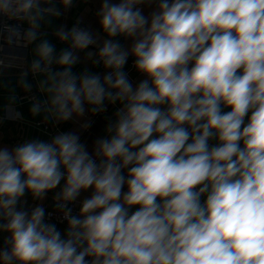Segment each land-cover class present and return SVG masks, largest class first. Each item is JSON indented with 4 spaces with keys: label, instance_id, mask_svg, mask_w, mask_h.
Returning <instances> with one entry per match:
<instances>
[{
    "label": "clouds",
    "instance_id": "9594fccd",
    "mask_svg": "<svg viewBox=\"0 0 264 264\" xmlns=\"http://www.w3.org/2000/svg\"><path fill=\"white\" fill-rule=\"evenodd\" d=\"M62 14L55 0H0V15L29 24L8 26L9 43ZM96 15L109 39L93 63L111 71L74 73L96 36L58 29L70 48L37 46L50 103L30 112L65 122L86 104L119 107L92 152L75 132L0 147V264H264V0H102ZM58 187L63 230L25 199Z\"/></svg>",
    "mask_w": 264,
    "mask_h": 264
},
{
    "label": "crops",
    "instance_id": "0c3cea01",
    "mask_svg": "<svg viewBox=\"0 0 264 264\" xmlns=\"http://www.w3.org/2000/svg\"><path fill=\"white\" fill-rule=\"evenodd\" d=\"M102 0H73L71 7L64 8L63 5L56 4V7L63 13L59 17H45L40 22V27L37 30L38 36L35 41L30 42L29 48L25 53L21 54L23 62L20 63V69H12L10 67L0 69V147L6 146L12 148L20 143H23L32 139H40L49 141L52 137L58 135L61 132H75L80 135L81 141L84 142L88 151L92 152L95 141L98 138H102L106 135L105 128L110 120L114 119V112L117 105H108V111L105 114L96 113L93 114L90 111L89 105H85L86 111L83 116L77 117L75 114L73 117L65 122H57L55 118L46 111L42 110L38 115H32L30 108L33 102L22 101L20 97L29 91H36L39 94L40 99L49 101L50 94L41 92L39 90V82L45 79L43 73L31 76L27 73V76H23V73L31 70V63L33 60L39 59L36 53L37 46L43 41L48 40L55 48L54 55L58 56L64 49H69V41H61L57 35V30L63 28L65 31L70 30L73 26L78 24L84 25L87 29H90L96 36V47L100 48L105 39H109L107 34L102 31L100 25V18L96 15L101 6ZM147 11V10H146ZM25 25L29 27L27 21ZM119 40V42L125 47L130 48L131 40L125 39L123 36L111 38ZM77 52L79 61L73 66L72 71L79 74L84 70H88L93 73L99 74L101 77L111 69H105L100 64H94V59L89 58L87 53ZM133 56H129L125 65V71L129 75V79L135 85L144 77L136 72L133 65L130 64L134 61ZM55 70H60V66L53 64ZM22 79L31 85V90H27L22 83ZM44 107H47L45 105ZM43 107V108H44ZM43 122L49 126L48 130L43 129V126H37L38 123ZM91 122L90 127L85 128L84 125ZM63 181L61 182V186ZM56 191H59V187L53 191H49L46 198L38 203L28 201V207H34L37 204H43L46 211H54L53 196ZM91 190L83 192L76 203L77 212L79 211L80 201L89 196ZM65 225H59L60 229L66 228ZM7 233H0V240L3 243Z\"/></svg>",
    "mask_w": 264,
    "mask_h": 264
},
{
    "label": "built area",
    "instance_id": "2783aa9c",
    "mask_svg": "<svg viewBox=\"0 0 264 264\" xmlns=\"http://www.w3.org/2000/svg\"><path fill=\"white\" fill-rule=\"evenodd\" d=\"M55 4H60V0H55ZM26 21H21L17 19H12L9 18L8 16L0 15V69L1 68H7L10 67L12 69H21L20 63L23 62V57H21L22 53H25L27 49L29 48L30 42H28L23 36H21L19 39L16 36H12V42L9 43V31H8V26H20L21 31H26L28 27L25 25ZM76 26L86 28L84 25L78 24ZM70 48V47H69ZM77 52H85V51H90L93 53L92 58L94 60H97L98 57V52L99 48L96 47L95 45H90L89 48L85 50H75ZM134 61H131L130 64L133 65ZM101 66H103V63H100ZM52 67L55 69V66L52 65ZM28 74H30L32 77L35 76L37 73H33L31 70L27 71ZM35 101H39L42 103V108L45 106L43 104V101L40 99L38 92L36 91H29L28 93L22 95L20 99L22 101H28V102H33L34 99ZM108 111V108H107ZM106 111V112H107ZM106 112H103L101 114H105ZM37 126H43V129L48 130L49 126L43 122H40L37 124ZM73 208V212L77 213L76 205L72 204L70 205ZM49 213H52L51 215V222H56L59 225H65L66 222H60V213L57 211H48ZM0 246H3V243L0 240Z\"/></svg>",
    "mask_w": 264,
    "mask_h": 264
},
{
    "label": "water",
    "instance_id": "95a60500",
    "mask_svg": "<svg viewBox=\"0 0 264 264\" xmlns=\"http://www.w3.org/2000/svg\"><path fill=\"white\" fill-rule=\"evenodd\" d=\"M25 199H28V200H30V201L33 202V203H38V202H39V200H34V199L32 198L31 193H28V194L26 195Z\"/></svg>",
    "mask_w": 264,
    "mask_h": 264
}]
</instances>
